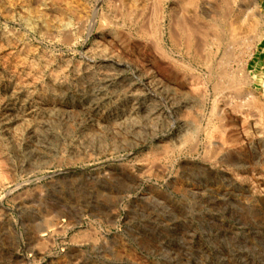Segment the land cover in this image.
Here are the masks:
<instances>
[{
	"label": "rangeland",
	"instance_id": "1",
	"mask_svg": "<svg viewBox=\"0 0 264 264\" xmlns=\"http://www.w3.org/2000/svg\"><path fill=\"white\" fill-rule=\"evenodd\" d=\"M64 1L0 0V264H264V0H199L198 25L178 0ZM105 57L130 65L122 84L163 121L114 124L122 97L87 105ZM21 58L50 65L31 78ZM58 103L69 120L49 130L64 156L31 164L21 112Z\"/></svg>",
	"mask_w": 264,
	"mask_h": 264
},
{
	"label": "bare ground",
	"instance_id": "2",
	"mask_svg": "<svg viewBox=\"0 0 264 264\" xmlns=\"http://www.w3.org/2000/svg\"><path fill=\"white\" fill-rule=\"evenodd\" d=\"M50 1H55V0H50ZM57 1H60V0H57ZM64 1V0H63ZM66 1V2H65ZM64 2L67 4V5H69V0H65ZM179 1V3H180V5H181V7H182V9H183V11L185 12L186 10H187V13H190V14H194L193 16H192V18L191 19H193L194 21V24L196 23V21H197V11H199V12H201V11H203V10H205L206 9V7L205 6H203V3H201V2H199V0H178ZM233 1V0H232ZM153 2L157 5L158 3H160V0H153ZM222 2V1H221ZM165 3V2H164ZM225 3H227V2H225ZM30 4V3H29ZM48 5H49V3H47ZM207 4H208V2H207ZM206 4V5H207ZM47 5V6H48ZM67 5H65V7L67 6ZM209 5V4H208ZM216 5V4H215ZM113 6V5H112ZM131 6V5H130ZM210 6V5H209ZM213 6V5H212ZM53 7V6H52ZM55 7V6H54ZM133 7V6H132ZM161 7V6H160ZM159 7V8H160ZM211 7V6H210ZM210 7H209V9H210ZM33 8V7H32ZM37 8H38V6H37ZM68 8V7H67ZM64 9H66V8H64ZM189 9V10H188ZM208 9V8H207ZM209 9H208V11H209ZM40 10V9H39ZM52 10V9H51ZM59 10V9H58ZM148 10V9H147ZM38 11V10H37ZM47 11V10H46ZM56 11V10H55ZM54 11V12H55ZM67 11V10H66ZM111 11V10H110ZM222 11H224V10H222ZM44 12H45V10H44ZM43 12V13H44ZM112 12V11H111ZM154 13H155V11H153ZM205 12H206V10H205ZM212 12V11H211ZM50 13V12H49ZM149 13V12H148ZM182 13V12H181ZM196 13V14H195ZM210 13V12H209ZM223 13V12H222ZM35 14H37V13H35ZM56 14V13H55ZM96 14V13H95ZM139 13H137V15H138ZM145 14H147V13H145ZM159 14V13H158ZM200 14V13H199ZM215 14V13H214ZM50 15V14H49ZM57 17H59L58 19L61 21L62 20V18H63V16H62V13L61 12H59V13H57ZM102 15V14H101ZM148 15V14H147ZM187 15V14H186ZM217 15V14H216ZM53 16H54V14H53ZM179 15H177L176 17H178ZM207 16V15H206ZM205 16V17H206ZM212 16H214V15H212ZM225 16V15H224ZM103 17V16H102ZM129 19H130V21H134L133 23L136 25V26H138V23L140 24V18L139 17H134L133 18V16H127ZM144 17V16H143ZM143 17H142V19H143ZM158 17H159V15H158ZM174 17V16H173ZM41 18H42V16H41ZM120 18H122V17H120ZM199 18V17H198ZM208 18V17H207ZM210 18V17H209ZM229 18V17H228ZM52 19V18H51ZM50 19V20H51ZM57 19V20H58ZM147 19V18H146ZM171 19V18H170ZM178 19V18H177ZM186 19V18H185ZM190 19V18H189ZM223 19V18H222ZM49 20V19H48ZM48 20H47V22L46 23H49L48 22ZM53 20V19H52ZM51 20V21H52ZM57 20H55V21H57ZM66 20V19H65ZM64 20V21H65ZM112 20V19H111ZM121 20V19H120ZM145 20V19H144ZM150 20V19H149ZM156 20V19H155ZM180 20V19H179ZM178 20V21H179ZM182 20H183V18H182ZM41 21H43V19L41 20ZM63 21V20H62ZM214 21V20H213ZM106 22V21H105ZM114 22V21H113ZM127 22H128V20H127ZM156 22V21H155ZM171 22V21H170ZM169 22V23H170ZM188 22L190 23V21L188 20ZM187 22V23H188ZM193 22H192V26H193ZM198 22V21H197ZM205 22V21H204ZM43 23V22H42ZM62 23V22H61ZM199 23V22H198ZM211 23V22H210ZM225 23V22H224ZM44 24H45V22H44ZM56 24V23H55ZM67 24V23H66ZM154 24V23H153ZM156 24V23H155ZM172 24H174V23H172ZM185 24V23H184ZM203 24V23H202ZM57 25V24H56ZM65 25V24H64ZM123 25H124V23H123ZM147 25H148V23H147ZM150 25V24H149ZM159 25V24H158ZM176 25V24H175ZM195 25H198V24H195ZM230 25V24H229ZM54 26V25H53ZM144 26V25H143ZM151 26V25H150ZM187 26V25H186ZM212 26H213V31H212V36L214 35V37H215V40L216 39H218L219 41H221L222 40V35H220L219 34V32H218V28L216 27V25L214 26L213 24L211 25V27H209V29H211L212 28ZM36 27V26H35ZM40 27V26H39ZM56 27V26H55ZM60 27V26H59ZM145 27H147L146 25H145ZM145 27H143V28H145ZM152 27V26H151ZM170 27V26H169ZM174 27V26H173ZM185 27V26H184ZM189 27H191L190 25H189ZM189 27H187V29L189 28ZM44 28V27H43ZM45 28H47V24H45ZM51 28H53V27H51ZM139 28H141V27H139ZM138 28V31L140 30ZM148 28V27H147ZM158 28V27H157ZM149 29V28H148ZM147 29V30H148ZM152 28H150V31H148V32H142V34L143 35H141V37L143 36V40L145 41V42H147V43H153L154 41H153V38H154V34H155V32H156V27H154L153 26V29L154 30H151ZM179 29V28H178ZM186 29V30H187ZM189 29H191L190 31H188V33L186 34V37H187V39H186V46H187V48H186V46H185V48L186 49H189V50H191L192 48V46H191V40H192V37H194L193 35H195V34H197L198 32H197V30H193V29H195L194 28V26L193 27H191V28H189ZM197 29V28H196ZM198 29H199V27H198ZM58 30V29H57ZM60 30H62V29H60ZM64 30V36H65V39H67V37H69V27L67 26V28H64L63 29ZM143 30V29H142ZM176 29L174 28V30H171V31H175ZM212 30V29H211ZM43 31H45V30H43ZM49 31V30H48ZM135 31V30H134ZM206 31V30H205ZM223 31V30H222ZM231 31V30H230ZM49 33V32H48ZM181 33V32H180ZM201 33H203V32H201ZM224 34V33H223ZM230 34V33H229ZM228 34V35H229ZM175 35V34H174ZM179 35V34H178ZM198 35V34H197ZM64 36H63V38H64ZM138 36V35H137ZM178 37V36H177ZM197 37V36H196ZM210 37V36H209ZM230 37V36H229ZM158 39V38H157ZM184 39V38H183ZM224 39H225V37H224ZM69 40V39H68ZM173 40V39H172ZM176 40V39H175ZM199 40V39H198ZM203 40V39H202ZM228 40V39H227ZM240 40V39H239ZM153 41V42H152ZM194 41V40H193ZM195 42V41H194ZM158 43V42H157ZM184 43V44H185ZM196 43V42H195ZM201 43V42H200ZM217 43V42H216ZM227 44H228V42H227ZM227 44H225V45H227ZM232 44V43H231ZM6 45V44H5ZM8 45V44H7ZM203 45V44H202ZM9 46V45H8ZM199 46V45H198ZM191 48V49H190ZM204 48V47H203ZM161 49V48H160ZM188 50V51H189ZM229 50V49H228ZM193 51V50H192ZM197 51V50H196ZM222 51V50H221ZM24 52V51H23ZM22 52V53H23ZM225 52H227V51H225ZM26 53V52H25ZM33 53V52H32ZM194 53V52H193ZM24 54V53H23ZM158 54H159V52H158ZM195 54H196V52H195ZM216 54V53H215ZM25 55V54H24ZM30 54H26L25 56H29ZM161 55V54H160ZM32 57H30V58H33V59H35L34 57H33V55H31ZM44 56V55H43ZM163 56V55H162ZM224 56V55H223ZM22 57V56H21ZM24 57V56H23ZM198 57V56H197ZM29 58V59H30ZM25 58H23V60H24ZM27 59V58H26ZM21 61H23L22 60V58L20 59ZM19 61V60H18ZM20 61V62H21ZM24 61H26V60H24ZM23 61V63H22V66L24 67V69H25V72H26V70L27 71H29V72H27L28 74H29V76L31 75V73H35V76H36V73H37V75H38V72L40 71L41 72V70L43 69V70H47V69H45L46 67H48L49 65H50V63L48 62V60H41L40 61V63H41V67H42V69L41 70H34L33 68H31L32 66H27V67H25V65H23L25 62ZM19 62V63H20ZM34 62V61H33ZM37 62V61H36ZM103 62L104 63H106V64H108L107 66H109V68L110 69H104V70H102L103 72H101V73H99V77H100V79H98V85H96L95 87H93L92 88V91H93V97H92V99L89 101V103H87V105L89 106V107H92V108H95V107H97L100 103H101V101L102 100H106V101H114L113 103L115 104V101L117 100V99H119L120 97H122V98H124L125 100H127V104H128V106H127V110L125 111V112H122V113H120L115 119H114V121H113V123L114 124H123V125H126V124H129V125H132V127L133 128H135L136 130L137 129H140V124H138V123H136V118H138V117H141L142 118V120L144 121V123H145V126L147 125H149L150 127H151V124L152 123H154V124H156V123H159V122H161V120L163 121L164 120V118L165 117H163V115H162V113H161V109H160V107L156 104V105H154V103H147V102H140L139 100V97H138V95H137V92H136V85L134 84V83H125V84H122V81H121V78H120V75L118 74L119 72H121V71H123V70H125V69H128V68H130V65H128V64H126V63H124V62H122V61H118V60H115V58L114 59H112V58H109V57H105L104 59H103ZM20 63V64H21ZM39 63V64H40ZM15 64H18V62L16 61V63ZM26 64V63H25ZM66 64V63H65ZM19 65V64H18ZM30 65V64H29ZM34 65V64H33ZM20 67H21V65H19ZM15 67H16V65H15ZM19 67V68H20ZM63 67V66H62ZM17 68V67H16ZM35 68V67H34ZM37 68V67H36ZM174 68V67H173ZM15 69V68H14ZM22 69V68H21ZM208 69V68H207ZM18 70V69H17ZM23 71V70H22ZM224 71V70H223ZM39 72V74H41ZM43 72V71H42ZM58 73V72H57ZM67 73V72H66ZM218 73H221V72H218ZM28 74L26 75V74H24L26 77L28 76ZM32 74V75H33ZM223 74V73H222ZM31 75V76H32ZM85 75V74H84ZM220 75V74H219ZM226 75V73L224 74V76ZM227 75H228V73H227ZM30 76V77H31ZM37 77V76H36ZM231 77H233L232 75H231ZM32 78V77H31ZM225 78H230V77H225ZM233 78H235V77H233ZM49 79H50V84H51V87L53 88V90H56V91H60V90H62V89H68V86H67V83H65V82H63V81H61L60 80V78H58V77H56L55 75L53 76V75H50V77H49ZM224 78H222V80H223ZM27 80H28V78H27ZM26 79H23V81H27ZM32 80V79H31ZM30 79H29V81H31ZM119 81V83H118V86H116L114 83H113V81ZM225 80H227V79H225ZM231 80H233V79H230V81ZM235 80V79H234ZM28 81V82H29ZM220 81H221V78H220ZM228 81V80H227ZM226 81V83H228ZM221 83V82H220ZM225 83V82H224ZM225 83V86L227 85ZM233 83V85H231L232 87L233 86H236L235 85V83L234 82H232ZM19 84H23V83H19ZM24 84H27V82L26 83H24ZM122 84V85H121ZM219 84V83H218ZM222 84V83H221ZM231 84V83H230ZM229 85V84H228ZM240 85V84H239ZM18 86V85H17ZM20 86V85H19ZM19 86H18V88L16 89V92H14V94H18L19 93V91H20V88H19ZM219 87L218 85H215V87ZM146 87V86H145ZM147 87H148V85H147ZM152 87V86H151ZM216 87V88H217ZM223 87H224V85H223ZM24 88V87H23ZM153 88V87H152ZM155 88V87H154ZM21 89H22V86H21ZM49 89V88H48ZM149 89H151V88H149ZM148 89V90H149ZM161 89V88H160ZM213 89V88H212ZM52 90V89H51ZM52 90V93H51V97H53L52 99H55V100H60L61 98H60V96L58 95V94H56V92L55 91H53ZM138 90V89H137ZM147 90V91H148ZM156 90V89H155ZM158 90V89H157ZM215 90V89H214ZM23 91H24V89H23ZM66 91V90H65ZM151 91V90H150ZM236 91V90H235ZM149 92V91H148ZM221 92V91H220ZM24 93V92H23ZM152 95H153V93H152ZM164 99V98H163ZM164 101V100H163ZM64 108H67V106H65V105H63V104H61V103H58L56 106H47V107H45V111H44V115H40L39 113H37L35 110H32V109H30V108H28V109H25V110H23L22 112H21V116H22V118H23V120L24 121H28L30 124H28V125H23L21 128H20V130H19V133L20 134H22V135H24L26 138H28L29 140H31L32 141V145L31 146H33L34 147V151L32 152V153H30L29 152V159H30V162H31V164H33V163H36V165H37V163L39 164V165H42V164H40V163H43L45 160H46V158L47 157H45L44 155H42V153L43 154H46V155H48V156H50V158H57V156L59 157V156H61V157H63L64 156V151L65 150H62V149H59V150H57V149H53L52 148V144L53 143H55V138L53 137V135L51 134V132H53V131H51V130H49V123H50V121L52 122L53 120H56V121H68L69 119V116L68 115H66L65 113H64ZM178 108V107H177ZM180 108V107H179ZM179 108H178V110H179ZM214 109V111H215V108H213ZM176 111V110H175ZM213 111V110H212ZM176 113V112H175ZM180 113V112H179ZM177 114V113H176ZM175 114V115H176ZM178 115H176V120H177V122L179 123L180 121H179V119H181L180 117H177ZM180 116V115H179ZM214 118H215V116H213ZM218 118H219V116H218ZM217 118V119H218ZM10 121V120H9ZM193 121V120H192ZM1 122V121H0ZM184 122V121H183ZM189 122V121H188ZM191 123H193V122H191ZM27 124V123H26ZM18 125V124H17ZM22 125V124H21ZM183 125V124H182ZM186 125V124H185ZM188 125V124H187ZM190 125V124H189ZM191 125H193V124H191ZM191 125H190V127H191ZM12 134V133H11ZM185 135V134H184ZM183 136V135H182ZM186 136V135H185ZM186 138V137H185ZM184 138V139H185ZM16 139V138H15ZM183 139V140H184ZM63 144V143H62ZM165 148V147H164ZM64 149V148H63ZM30 150V149H29ZM166 150V149H165ZM2 152V151H1ZM0 152V153H1ZM26 154V153H25ZM165 154H166V152H165ZM60 158V157H59ZM5 160V159H4ZM28 160V159H27ZM55 160V159H54ZM157 160V159H156ZM67 162H68V159H67ZM26 163V162H25ZM151 165V164H150ZM23 166V165H22ZM152 167H154V166H152ZM26 168V167H25ZM1 216H2V214H1ZM0 216V217H1ZM0 220H2V218L0 219ZM2 222V221H1ZM2 227V226H1Z\"/></svg>",
	"mask_w": 264,
	"mask_h": 264
}]
</instances>
